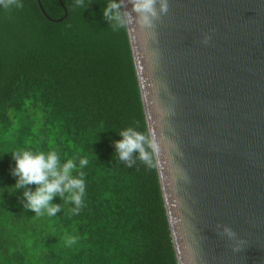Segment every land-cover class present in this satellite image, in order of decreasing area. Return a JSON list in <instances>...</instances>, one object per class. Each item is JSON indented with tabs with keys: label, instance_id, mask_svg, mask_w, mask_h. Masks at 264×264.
<instances>
[{
	"label": "trees",
	"instance_id": "trees-1",
	"mask_svg": "<svg viewBox=\"0 0 264 264\" xmlns=\"http://www.w3.org/2000/svg\"><path fill=\"white\" fill-rule=\"evenodd\" d=\"M40 2L66 17L0 6V264H178L155 156L114 155L121 129L149 133L127 28L110 27L108 0ZM18 150L88 159L79 214L59 196L55 216L23 208L24 189L9 193Z\"/></svg>",
	"mask_w": 264,
	"mask_h": 264
},
{
	"label": "water",
	"instance_id": "water-1",
	"mask_svg": "<svg viewBox=\"0 0 264 264\" xmlns=\"http://www.w3.org/2000/svg\"><path fill=\"white\" fill-rule=\"evenodd\" d=\"M168 2L127 31L178 264H264V0Z\"/></svg>",
	"mask_w": 264,
	"mask_h": 264
},
{
	"label": "clouds",
	"instance_id": "clouds-1",
	"mask_svg": "<svg viewBox=\"0 0 264 264\" xmlns=\"http://www.w3.org/2000/svg\"><path fill=\"white\" fill-rule=\"evenodd\" d=\"M132 5L128 10L126 4ZM0 6L5 10L12 7L23 8L22 0H0ZM88 6L85 0H74L73 7L84 9ZM169 11L168 0H108L103 8V16L110 23L114 31L127 28L130 25H137L142 29L153 30L157 27V20ZM135 13V15H133ZM211 35L205 34L202 43L208 44ZM122 139L114 141V155L120 161L125 162L129 167L139 159L148 167L153 166L154 156L159 153V146L154 132L144 134L133 127H127L119 131ZM138 156H134L137 154ZM15 160V167L11 174L17 177L16 183L9 188L11 194L16 189L23 188V208L32 210L35 215L55 216L61 211V204L53 203V198L59 196L65 202L74 204L73 214H79L84 206L83 197L86 192L85 173L79 169L85 168L89 161L81 158L79 165L68 159L61 162V157L55 151L47 153L43 151L18 150L11 152ZM77 171L74 176L73 172ZM35 185L33 191L30 186ZM219 227V226H218ZM221 235L229 240L236 241L233 251H240L244 241L237 238L236 232L228 225H223L219 231ZM75 243V238L68 241V244Z\"/></svg>",
	"mask_w": 264,
	"mask_h": 264
}]
</instances>
